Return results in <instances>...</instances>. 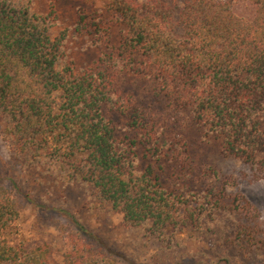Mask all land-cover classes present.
I'll return each instance as SVG.
<instances>
[{
    "label": "trees",
    "instance_id": "obj_1",
    "mask_svg": "<svg viewBox=\"0 0 264 264\" xmlns=\"http://www.w3.org/2000/svg\"><path fill=\"white\" fill-rule=\"evenodd\" d=\"M235 1L80 6L73 35L99 54L78 69L70 31L52 35L53 4L44 15L31 0H0V121L12 159L80 181L127 229L213 231L214 244L264 252V224L237 180L192 161L184 138L194 128L201 143L264 174V0H248L252 20L234 13ZM171 165L180 181L169 185ZM3 180L0 264H56L49 244L6 238L19 212ZM99 263L77 244L65 256Z\"/></svg>",
    "mask_w": 264,
    "mask_h": 264
},
{
    "label": "rangeland",
    "instance_id": "obj_2",
    "mask_svg": "<svg viewBox=\"0 0 264 264\" xmlns=\"http://www.w3.org/2000/svg\"><path fill=\"white\" fill-rule=\"evenodd\" d=\"M36 12L46 15L54 5L58 19L52 29L56 36L69 30L68 57L80 69L97 58L99 50L86 37H76L72 30L80 6L93 4L103 8L111 0H31ZM146 1V0H140ZM180 6L185 0H177ZM233 11L239 17L252 20L255 7L248 0H236ZM119 42V29H114V43ZM4 124L0 121V176L3 184L13 191L17 201L18 219L6 230V238L13 244H49L56 264H65V256L72 244L84 250L92 249L99 264H264V252L223 247L214 244L215 236L196 235L189 230L167 232L166 236H152L143 229H127L123 216L108 210L94 200L80 182L66 183L45 175L41 167L25 160H13L11 148L3 141ZM189 154L195 163L212 164L222 175L237 180V192L245 196L258 211L264 224V174L251 166L223 156L214 145L199 141L194 128L188 130ZM193 161V160H192ZM176 165L165 173L169 185L180 181ZM235 218H238L237 216ZM218 239V238H217ZM228 261V262H227Z\"/></svg>",
    "mask_w": 264,
    "mask_h": 264
}]
</instances>
